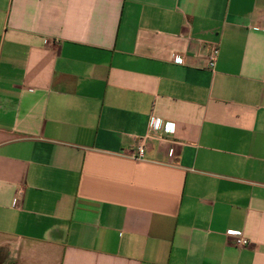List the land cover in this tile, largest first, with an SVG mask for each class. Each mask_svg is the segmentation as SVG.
Masks as SVG:
<instances>
[{"label":"crops","instance_id":"1","mask_svg":"<svg viewBox=\"0 0 264 264\" xmlns=\"http://www.w3.org/2000/svg\"><path fill=\"white\" fill-rule=\"evenodd\" d=\"M0 264H264V0H0Z\"/></svg>","mask_w":264,"mask_h":264},{"label":"built area","instance_id":"2","mask_svg":"<svg viewBox=\"0 0 264 264\" xmlns=\"http://www.w3.org/2000/svg\"><path fill=\"white\" fill-rule=\"evenodd\" d=\"M218 56H219V48L216 44H212L210 46L208 57H207V67L210 70L215 69L216 64H217V60H218ZM173 62L176 64H182L184 62V60L180 56L175 55V56H173ZM168 125L169 124H164L161 120L151 119L150 131L157 133L158 131L162 130L163 132H166ZM148 138H151V136H149ZM145 151H146L145 145L144 144H138L137 147L135 148L134 152H133L132 157L135 160H143L144 155H145ZM173 153H174V151L170 150V156H173ZM235 244L237 246L245 247V246L249 245V242L242 237H236Z\"/></svg>","mask_w":264,"mask_h":264}]
</instances>
